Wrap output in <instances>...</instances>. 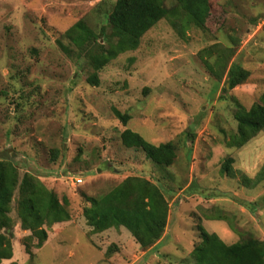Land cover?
<instances>
[{
	"label": "rangeland",
	"instance_id": "rangeland-1",
	"mask_svg": "<svg viewBox=\"0 0 264 264\" xmlns=\"http://www.w3.org/2000/svg\"><path fill=\"white\" fill-rule=\"evenodd\" d=\"M160 1L168 10L180 7ZM207 1L203 28L187 23L182 11L180 31L161 20L136 51L102 70L94 87L85 59L67 55L60 43L75 50L64 35L81 20L110 33L107 16L117 0H0V159L67 199L71 215L45 227L47 240L37 249L21 229L16 192L13 257L1 264H196L190 254L200 243L199 226L227 245L264 241V131L242 148L227 145L236 111L264 95V0ZM233 63L250 77L230 89ZM114 109L130 115L126 127ZM126 129L155 146L172 143V166L126 148ZM228 159L231 174H224ZM71 175L84 184L72 186ZM130 177L156 185L169 204L166 231L146 251L125 228L93 234L84 217L90 199Z\"/></svg>",
	"mask_w": 264,
	"mask_h": 264
},
{
	"label": "trees",
	"instance_id": "trees-1",
	"mask_svg": "<svg viewBox=\"0 0 264 264\" xmlns=\"http://www.w3.org/2000/svg\"><path fill=\"white\" fill-rule=\"evenodd\" d=\"M180 7L166 9L160 0H117L113 11L107 16L108 27L93 30L84 20L73 25L64 35L75 50L60 43L69 55L83 57L91 68L88 77L91 86L100 84L99 74L121 54L136 51L142 38L161 20L167 19L174 29L178 28L180 11L187 17V23L198 28L206 25L210 17L207 0H177ZM239 45V41L237 42ZM229 59L234 50L227 48ZM227 71V66L224 67ZM250 72L240 64L233 63L227 71V85L230 89L244 84ZM116 118L126 127L130 115L114 109ZM236 133L227 145L242 148L264 131V95L251 109L243 107L235 113ZM122 144L129 149H138L158 166L170 167L176 158V148L172 143L155 146L141 135L126 129L120 136ZM232 159L222 166V173L231 174ZM17 217L23 231L31 232L36 238V248H42L47 240L45 227L69 222V201L61 202L53 191L35 176L26 173L22 178L11 161L0 159V264L13 257L12 238L14 221L10 216L14 195ZM90 206L84 210V217L93 234L110 229L125 228L144 251L156 245L163 237L169 217V204L160 188L150 181L130 177L108 194L89 200ZM200 243L191 252L196 264H264V241L250 238L233 245H227L217 234L208 233L198 227ZM30 253V249L27 248ZM111 249L107 255L111 254ZM15 264V263H13Z\"/></svg>",
	"mask_w": 264,
	"mask_h": 264
},
{
	"label": "built area",
	"instance_id": "built-area-1",
	"mask_svg": "<svg viewBox=\"0 0 264 264\" xmlns=\"http://www.w3.org/2000/svg\"><path fill=\"white\" fill-rule=\"evenodd\" d=\"M71 180V185L74 187L81 186L84 184V179L82 177H76L71 175L70 176Z\"/></svg>",
	"mask_w": 264,
	"mask_h": 264
}]
</instances>
